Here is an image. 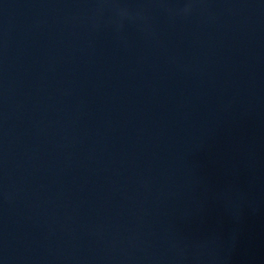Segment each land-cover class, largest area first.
Returning a JSON list of instances; mask_svg holds the SVG:
<instances>
[{
	"label": "water",
	"instance_id": "95a60500",
	"mask_svg": "<svg viewBox=\"0 0 264 264\" xmlns=\"http://www.w3.org/2000/svg\"><path fill=\"white\" fill-rule=\"evenodd\" d=\"M264 168V0H0V264H109Z\"/></svg>",
	"mask_w": 264,
	"mask_h": 264
}]
</instances>
